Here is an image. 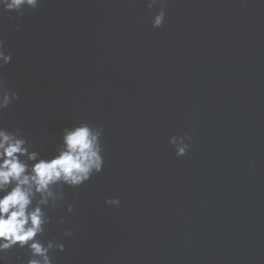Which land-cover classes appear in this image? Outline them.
<instances>
[{
  "label": "water",
  "instance_id": "obj_1",
  "mask_svg": "<svg viewBox=\"0 0 264 264\" xmlns=\"http://www.w3.org/2000/svg\"><path fill=\"white\" fill-rule=\"evenodd\" d=\"M155 11L41 0L0 12L12 55L0 77L19 97L0 126L44 157L64 127L103 128L101 173L46 210V239L65 247L52 264H264V0H167L159 29ZM185 133L177 158L168 140Z\"/></svg>",
  "mask_w": 264,
  "mask_h": 264
},
{
  "label": "clouds",
  "instance_id": "obj_2",
  "mask_svg": "<svg viewBox=\"0 0 264 264\" xmlns=\"http://www.w3.org/2000/svg\"><path fill=\"white\" fill-rule=\"evenodd\" d=\"M41 0H0V12H15L22 17L25 11L35 10ZM167 0H146L151 17V27H162L166 16ZM16 31L20 30L17 19ZM12 60L6 52L5 42L0 39V69ZM18 94L10 91L0 77V113L18 100ZM103 128L85 121L64 127L55 153L44 157L24 137L20 129L8 130L0 126V264H10L6 255L13 249L22 250L17 264H52L50 253L63 252V243L55 238L46 239L51 218L47 209H55L64 201L63 187L78 188L87 183L104 166ZM192 137L173 135L168 143L177 158L184 157ZM106 206L118 207L120 200L110 198ZM66 213L73 212L72 204H66ZM57 224L63 225L61 218ZM65 239L73 235L72 229L63 231Z\"/></svg>",
  "mask_w": 264,
  "mask_h": 264
}]
</instances>
